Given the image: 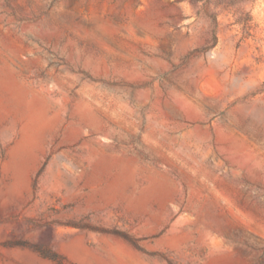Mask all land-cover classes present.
I'll use <instances>...</instances> for the list:
<instances>
[{
  "label": "rangeland",
  "instance_id": "1",
  "mask_svg": "<svg viewBox=\"0 0 264 264\" xmlns=\"http://www.w3.org/2000/svg\"><path fill=\"white\" fill-rule=\"evenodd\" d=\"M0 264H264V0H0Z\"/></svg>",
  "mask_w": 264,
  "mask_h": 264
},
{
  "label": "bare ground",
  "instance_id": "2",
  "mask_svg": "<svg viewBox=\"0 0 264 264\" xmlns=\"http://www.w3.org/2000/svg\"><path fill=\"white\" fill-rule=\"evenodd\" d=\"M94 21H95L97 24L99 23V26L105 28V30H110V27L108 26L107 21H105L103 18H101V17H96V18H94ZM152 22H153L152 18L143 19V20H139V19H137V20H134V22H133L132 25H133L134 27H135V26H140V25H150V24H152ZM195 82H196V81H195ZM195 82H194V84H195ZM240 111H242V112H246L247 110H246L244 107H241V108H240ZM114 253H115L116 257H117L120 261L125 262V258H124L123 254H122L121 252H119V251H117V250H114Z\"/></svg>",
  "mask_w": 264,
  "mask_h": 264
},
{
  "label": "trees",
  "instance_id": "3",
  "mask_svg": "<svg viewBox=\"0 0 264 264\" xmlns=\"http://www.w3.org/2000/svg\"><path fill=\"white\" fill-rule=\"evenodd\" d=\"M43 256L46 258H49L51 260H56V255H51V253H49V251H46V253H43Z\"/></svg>",
  "mask_w": 264,
  "mask_h": 264
}]
</instances>
